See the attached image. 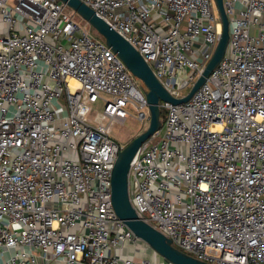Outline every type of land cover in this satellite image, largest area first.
I'll use <instances>...</instances> for the list:
<instances>
[{"label":"built area","instance_id":"2783aa9c","mask_svg":"<svg viewBox=\"0 0 264 264\" xmlns=\"http://www.w3.org/2000/svg\"><path fill=\"white\" fill-rule=\"evenodd\" d=\"M184 97L217 44L213 0H81ZM226 51L128 174L138 217L212 264H264V0H223ZM59 0H0V264H170L111 205V123L145 88ZM75 80L76 84H71ZM103 94L109 96L104 99ZM104 101L92 123L90 104ZM159 129V130H160Z\"/></svg>","mask_w":264,"mask_h":264},{"label":"water","instance_id":"95a60500","mask_svg":"<svg viewBox=\"0 0 264 264\" xmlns=\"http://www.w3.org/2000/svg\"><path fill=\"white\" fill-rule=\"evenodd\" d=\"M59 1L74 13L78 14L101 36L106 46L121 59L130 73L145 88L144 95L149 113V123L141 133L121 147L111 170V205L115 214L135 237L146 243L154 253L167 263L212 264L199 260L174 247L169 238L138 217L129 199L128 174L130 163L141 144L161 128L160 101L170 102L172 104L188 101L194 92L205 82L210 72L221 61L229 39L228 18L223 7V0H213L221 22V32L212 56L201 75L182 98H175L170 95L139 52L88 5L81 0Z\"/></svg>","mask_w":264,"mask_h":264},{"label":"rangeland","instance_id":"374dc122","mask_svg":"<svg viewBox=\"0 0 264 264\" xmlns=\"http://www.w3.org/2000/svg\"><path fill=\"white\" fill-rule=\"evenodd\" d=\"M68 11H71L72 14H74V20L77 24L80 26H85L87 29H89L90 34L94 38H101V36L85 21L83 20L78 14L74 13L71 9L67 7ZM185 92H188L185 91ZM104 99H109V96L103 94L102 95ZM104 106V101L98 99L97 101L90 104V110L88 114V118L92 123L100 122L102 121L104 124L108 122L107 119H101L99 117L100 113H102ZM126 111L128 112V116L126 117L125 121L122 124L113 122L111 123L110 130H111V136L113 139H115L120 145L124 146L126 145L131 139H133L136 135L141 133L148 125V121L145 120L143 122H140L136 120L134 117L137 114L136 108L127 105L125 107ZM165 118L164 110H160V119L163 122ZM162 129L159 130L157 133V138H160L162 135ZM147 256L153 260L154 262L158 263H164L165 261L161 259L156 253H154L150 247L146 251Z\"/></svg>","mask_w":264,"mask_h":264},{"label":"bare ground","instance_id":"6f19581e","mask_svg":"<svg viewBox=\"0 0 264 264\" xmlns=\"http://www.w3.org/2000/svg\"><path fill=\"white\" fill-rule=\"evenodd\" d=\"M71 84H76L75 80H72V81H71Z\"/></svg>","mask_w":264,"mask_h":264},{"label":"trees","instance_id":"16d2710c","mask_svg":"<svg viewBox=\"0 0 264 264\" xmlns=\"http://www.w3.org/2000/svg\"><path fill=\"white\" fill-rule=\"evenodd\" d=\"M71 12V11H70ZM142 84V83H141ZM143 85V84H142Z\"/></svg>","mask_w":264,"mask_h":264}]
</instances>
